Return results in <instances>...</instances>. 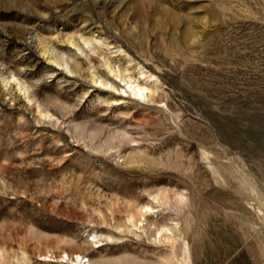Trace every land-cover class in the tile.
Returning a JSON list of instances; mask_svg holds the SVG:
<instances>
[{
    "label": "rangeland",
    "instance_id": "1",
    "mask_svg": "<svg viewBox=\"0 0 264 264\" xmlns=\"http://www.w3.org/2000/svg\"><path fill=\"white\" fill-rule=\"evenodd\" d=\"M0 264H264V0H0Z\"/></svg>",
    "mask_w": 264,
    "mask_h": 264
},
{
    "label": "bare ground",
    "instance_id": "2",
    "mask_svg": "<svg viewBox=\"0 0 264 264\" xmlns=\"http://www.w3.org/2000/svg\"><path fill=\"white\" fill-rule=\"evenodd\" d=\"M112 73V71H111ZM114 74V73H113ZM132 79V78H131ZM137 82V81H136ZM137 84V83H136ZM126 86L129 89V91L136 97L141 95L143 91L146 89L143 87H139L138 85H134L133 82L130 81V79L126 82Z\"/></svg>",
    "mask_w": 264,
    "mask_h": 264
}]
</instances>
